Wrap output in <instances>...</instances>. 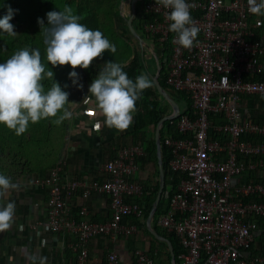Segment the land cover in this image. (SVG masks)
I'll return each instance as SVG.
<instances>
[{
  "label": "built area",
  "instance_id": "1",
  "mask_svg": "<svg viewBox=\"0 0 264 264\" xmlns=\"http://www.w3.org/2000/svg\"><path fill=\"white\" fill-rule=\"evenodd\" d=\"M188 2L200 29L190 49L173 43L167 10L157 0L135 7L141 48L154 57L168 89L183 93L190 104L168 120L177 137H163L170 155L169 177L156 222L177 239L178 264H264V253L253 252L264 220V179L249 175L264 165V122L253 121L240 110L242 96L264 98V17L250 14L247 0ZM145 154L141 143L120 148L99 165V180L63 179V163L58 162L45 177L17 184L46 192L43 226L72 237L69 250L75 264H121L115 250L93 260L88 243L98 235L115 239L137 233L136 225L122 221L131 215L144 219L146 190L135 175L137 160ZM80 187L84 198L92 191L106 195L108 219L90 220L85 207L79 209L78 219L71 216L69 203ZM39 225L32 222L27 229L35 231ZM132 258L126 264H155L145 250L134 251Z\"/></svg>",
  "mask_w": 264,
  "mask_h": 264
},
{
  "label": "crops",
  "instance_id": "2",
  "mask_svg": "<svg viewBox=\"0 0 264 264\" xmlns=\"http://www.w3.org/2000/svg\"><path fill=\"white\" fill-rule=\"evenodd\" d=\"M117 6H121V0H118ZM125 19L123 15L120 16L119 14V19L116 20L117 26H120ZM127 20H125L126 27ZM131 22L136 30L137 22L134 19ZM130 35L123 32V34L120 33V36H122L121 41L113 40L112 43H115L116 53L122 50L126 51L129 48L126 51L127 61L134 57L137 58V67L128 74V77L135 81L141 73L149 74L150 70H153V75L150 76L153 83V76L157 73L156 61L154 58H150V60L144 57L138 47L140 45L138 39L134 38L131 33ZM261 39L264 43V33L261 35ZM137 48H139V52H137ZM106 63H108L107 59L98 58L86 70L75 69L78 74L76 84H73V81L69 79V73L73 70L70 67L66 69L67 74L63 86L64 91L68 93L69 103L65 105V108L71 112V117L65 119L58 126L55 125L53 136L50 137L47 147L40 146V148L34 150L30 148V158L28 159V165L25 166V171L29 172V177L44 176L50 166L62 161L64 163L63 179H76L81 182L99 180V165L112 159L121 146L141 143L149 147L151 143L155 144L156 129L159 128L160 135L164 122L168 121L166 117L173 113L171 104L162 97L153 83L156 92L155 97L160 101V107L163 110L162 117L157 123H153L151 117V122L144 120V126L134 132L133 126L136 125L134 123L135 112L132 124L124 131L118 132L104 126V118L99 114L94 98L88 93V88ZM162 88L182 110L184 107L183 99L180 96L174 97L176 95L173 94L174 92L171 93L164 87ZM146 91L144 90V92ZM151 97H153V94ZM142 103L143 98L136 102L137 110ZM240 110L245 117L253 121H264V99L260 97L242 96ZM160 121L162 123L159 126ZM98 122L100 127H97ZM137 163L139 170L135 175V179L142 183L146 190V195L142 199L144 219L141 221L132 215L123 219V224L136 225L138 228L137 233L131 236H118L115 239H111L109 236H99L90 239L88 250L93 260L103 258L108 250H115L121 259V264H126L129 263V260H133L134 251L145 250L153 257L155 264H162V260H165L163 249L169 253L166 240L169 241L167 236L171 233L159 227L156 222V211L164 205L161 195L156 210L150 222L148 221L160 186L157 152L154 154L152 151H146V155L138 159ZM249 175L264 179V165L258 167L254 172H250ZM82 192L83 188L80 187L69 203L71 216L79 218V209L85 207L87 218L90 220L103 222L108 219L110 209L106 195L92 191L84 198ZM46 201V193L36 186H27L24 189L11 191L0 201L5 205L8 202L15 203V217L12 227L0 233V264H29L27 258L33 255L47 257V264H75L74 257L69 250L72 237L52 233L43 226L46 219ZM147 210H149L148 213ZM32 222L41 225L35 231L27 229V225ZM259 228L261 230L255 243V249H253L255 251H261L260 247L264 246V221L260 223ZM149 229L156 232L157 236L152 234Z\"/></svg>",
  "mask_w": 264,
  "mask_h": 264
},
{
  "label": "clouds",
  "instance_id": "3",
  "mask_svg": "<svg viewBox=\"0 0 264 264\" xmlns=\"http://www.w3.org/2000/svg\"><path fill=\"white\" fill-rule=\"evenodd\" d=\"M138 2L139 0L135 6ZM157 3L167 10L165 20L168 22V31L174 34L173 43L178 48H192L200 31L191 16L192 5L188 0H157ZM247 3L250 14L264 17V0H247ZM14 14L15 11L8 7L6 14L0 18V35H16L14 25L10 23ZM83 18L82 15L75 14L72 7L64 5L62 10L46 14L47 25L43 19L37 20L43 35L47 64L52 68L69 66L73 70L69 73L73 84L78 81L75 69L86 70L94 60L101 58L104 52L116 51V46L105 38L101 31H93L80 23ZM136 33L142 40L140 32ZM138 47L146 57L147 50L142 49L141 44ZM45 75L53 81L54 72L45 71L39 49L24 48L16 51L6 62L0 63V125L16 136H21L28 130L29 122L36 124L41 120L55 118L54 123L59 125L71 117V112L65 108L69 103L68 93L55 82L51 89L45 92L41 83ZM152 86V79L148 74L141 73L133 81L129 79L120 63L108 62L90 84L88 93L94 98L99 114L104 118V126L120 132L132 124L137 110L136 102L142 98L144 90ZM180 110L179 108V112ZM97 127H100L99 122ZM47 173L44 176H33L31 179L45 177ZM19 187V184L12 182L11 177L0 173V201L11 191L21 189ZM14 217L15 203H0V233L12 227ZM27 259L29 264H47V257L33 255Z\"/></svg>",
  "mask_w": 264,
  "mask_h": 264
},
{
  "label": "trees",
  "instance_id": "4",
  "mask_svg": "<svg viewBox=\"0 0 264 264\" xmlns=\"http://www.w3.org/2000/svg\"><path fill=\"white\" fill-rule=\"evenodd\" d=\"M145 1L147 0L138 2L135 6L136 10H138ZM117 4L118 0H0V18H2L6 14L8 7H11L15 11L13 19L10 21V23L14 25V31L16 33L15 36L0 35V63L6 62L16 51L22 50L24 48L39 49L41 53L42 63L45 64V71L47 72L48 70H51L54 72L53 81L50 78H47L46 75L45 78L41 81L45 92L51 89L53 82L58 83L61 86V89L64 91L65 89L63 86V81L65 80V76L67 74L65 71L69 68V66L65 65L63 67L57 66L55 68H52L51 65L47 64L45 58V45L43 43V35L42 33H40V26L37 24L38 18L43 19L45 25H47L46 14L48 12L62 10L64 5H68L74 9L75 14L82 15L84 17L80 21V23L86 25L93 31H101L104 37L107 39L109 38L108 40L112 43L113 40H122V36H120V33L123 34V32L125 31L124 33H126L127 35L130 34L126 25L125 27L122 26V29L124 30L121 29V25L117 26V19L115 17V12H117L118 8ZM139 27H136V31L141 33ZM128 49L129 48H127V50ZM126 51L122 50L121 52L118 51L117 53L116 51L115 53L106 51L102 54L101 59H107L108 62L120 63L123 66L124 71L129 74L132 70L136 69L137 58L134 57L130 61H127L128 55ZM160 84L166 90L171 92V90H169L168 87L164 84L162 76L160 77ZM152 88L147 89V91L143 92L142 94L143 103L136 111V118L134 122L136 125L133 126L134 132H136L140 127L144 126V120L157 123L158 120L162 117L163 110L160 107V101L155 97L156 92L154 90V86ZM152 94L153 97H151ZM176 95L174 97L180 96L185 102V106H187V108L189 109L190 104L186 96L183 93ZM260 98L264 99L263 97ZM151 117L153 118L152 120ZM53 121L54 120L52 119H46L41 120L36 124H32L31 122H29L28 130L21 136H16L12 131H9L3 125H0V173L11 177L13 183H20L31 180V177L28 176L29 172L25 171V166L28 165V159L30 158V148L34 150L40 148V146L47 147L51 139L50 137L53 136L52 133L54 132V127L56 125L55 123L53 124ZM167 134H171L173 135V137H177V133L174 128L169 125V121L164 122L162 132L159 135L161 144L163 143V137ZM124 146L127 145H123L120 148ZM145 147L147 152L152 151L154 154L156 153L154 143H151V146L149 147L145 145ZM169 156L170 155L167 148L162 144L161 157L165 180L169 177V173L167 170V162ZM27 186L28 185H26L25 187ZM21 189L24 188L21 187ZM158 209L156 211L157 216L163 212L162 207H159ZM149 210H147V213L149 212ZM262 221L264 220H261L260 223ZM99 236L103 235H98L97 237ZM167 237L172 244L173 252L176 258V264H178L177 257L180 253L178 241L173 234H170ZM260 249L261 251L253 250V252L255 254H263L264 246L260 247ZM167 259V262L169 264V253H167Z\"/></svg>",
  "mask_w": 264,
  "mask_h": 264
},
{
  "label": "water",
  "instance_id": "5",
  "mask_svg": "<svg viewBox=\"0 0 264 264\" xmlns=\"http://www.w3.org/2000/svg\"><path fill=\"white\" fill-rule=\"evenodd\" d=\"M136 1H138V0H131V2H130V6L129 7H131V17L127 20V27L129 29L130 33L134 36V38L138 39L139 43L142 44V40L139 37V35L136 33V31L134 30V28L132 26V22H131L133 16L135 15V7L134 6H135ZM159 70H160V67H157V73H156L155 76H153V83H154L156 89L158 90V92L162 95V97L165 100H167L171 104V106H172L173 113L170 116L166 117V120L174 119V118H176L179 115V107L176 104V102H174L170 98V96L167 94V92L160 85V83L158 81V73H159ZM163 120H165V119H163ZM162 121H160L159 126L162 123ZM154 136H155L156 152H157V156H158V166H159V175H160V186H159V190H158V194H157V197H156V200H155L154 207H153V209L150 212V215L148 217V221L149 222H150V219H151L154 211L156 210L155 208H156V205L158 204V201L160 199V195H161V192H162V190L164 188V182H165L164 181V170H163V167H162L161 143H160V136H159V128L156 129V133H155ZM149 230L152 232V234H154L155 236H157L156 232H154L151 229H149ZM166 244H167L168 249H169L171 264H175V255H174V252H173L172 244L168 240H166Z\"/></svg>",
  "mask_w": 264,
  "mask_h": 264
},
{
  "label": "rangeland",
  "instance_id": "6",
  "mask_svg": "<svg viewBox=\"0 0 264 264\" xmlns=\"http://www.w3.org/2000/svg\"><path fill=\"white\" fill-rule=\"evenodd\" d=\"M11 1H13V0H11ZM128 2L129 1H124L122 4H121V7H118L117 8V12H115V17H116V19H118L119 18V14H120V16H124L126 19L125 20H127V19H129L130 17H131V13L129 12V7H128ZM123 21V23L121 24V27L123 26V27H125V25H126V21ZM125 32V31H124ZM126 34V33H125ZM129 36H131L130 34H129ZM115 38V37H114ZM117 43V42H116ZM137 52H139V48H137ZM135 51V50H134ZM146 58H152V56L150 55V53L148 52L147 53V56H146ZM151 60V59H150ZM153 70H150V73L148 74L149 76H152L153 75ZM183 105H185V102L183 101ZM164 250V258H165V260L163 261V264H168V262H167V251L165 250V249H163ZM169 264H170V262H169Z\"/></svg>",
  "mask_w": 264,
  "mask_h": 264
}]
</instances>
